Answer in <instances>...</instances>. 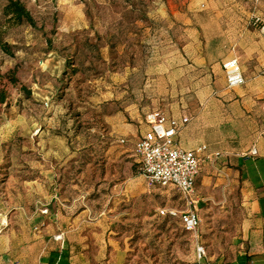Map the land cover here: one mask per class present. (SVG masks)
<instances>
[{
	"label": "rangeland",
	"instance_id": "rangeland-1",
	"mask_svg": "<svg viewBox=\"0 0 264 264\" xmlns=\"http://www.w3.org/2000/svg\"><path fill=\"white\" fill-rule=\"evenodd\" d=\"M22 1L36 26L12 24L0 0V39L12 51L0 48L3 229L27 193L20 181H49L53 170L57 184L43 183L37 195L57 192L66 210H87L102 243L124 250V264L195 263L194 233L160 214L186 200L148 182L135 142L151 110L192 118L209 103L220 118L226 73L220 65L193 69L190 55L235 57L243 44L261 47L264 0ZM213 211L228 212L214 220ZM240 212L237 204L215 206L197 232L213 228L204 238L230 241Z\"/></svg>",
	"mask_w": 264,
	"mask_h": 264
},
{
	"label": "crops",
	"instance_id": "crops-1",
	"mask_svg": "<svg viewBox=\"0 0 264 264\" xmlns=\"http://www.w3.org/2000/svg\"><path fill=\"white\" fill-rule=\"evenodd\" d=\"M243 46L244 52L235 57L190 55L194 58L193 69L212 67L217 70L219 65L223 68V64L233 58L241 64L245 83L233 88L227 85L220 118L214 110H207L209 103L204 113H195L192 118L164 112L169 117L190 118L176 135L179 146L195 149L206 145L189 205L197 212L201 223L215 206L226 208L237 204L241 207V224L230 241L204 238L213 228L201 229L202 236L194 233L193 264H199V244L207 251L203 261L210 264H264V38L259 48L256 44ZM152 111L160 110L148 111L146 123ZM149 128L147 123L136 142ZM254 149L256 154H253ZM44 171L48 173L47 170L40 172ZM52 172L49 181L43 180L41 175L20 181L27 193L23 201L13 205L16 210L10 224L0 232V264H124V250L111 241L110 250L108 243H102V231L96 227L97 223L87 220V210L78 213L66 210L57 192L45 199L37 195V189L46 186L43 183L48 182L49 188L57 184L56 173ZM186 207L184 202L179 209ZM227 212H214L212 218L217 220Z\"/></svg>",
	"mask_w": 264,
	"mask_h": 264
},
{
	"label": "built area",
	"instance_id": "built-area-1",
	"mask_svg": "<svg viewBox=\"0 0 264 264\" xmlns=\"http://www.w3.org/2000/svg\"><path fill=\"white\" fill-rule=\"evenodd\" d=\"M227 85L230 88L245 83L242 67L237 58L223 64ZM190 118L169 117L164 112L152 111L147 115L150 128L136 142L135 153L142 163L143 174L152 185L174 187L184 196L187 207L160 209L161 215L178 217L182 227L189 233H197L201 219L189 205L195 192L196 178L200 170V158L206 145L195 149H186L176 143V135L189 122ZM125 140L123 139L122 142ZM257 151L254 149L253 154ZM46 211V210H45ZM7 225L6 220L0 221V232ZM207 255L204 245H197L199 264H210L203 261Z\"/></svg>",
	"mask_w": 264,
	"mask_h": 264
},
{
	"label": "trees",
	"instance_id": "trees-1",
	"mask_svg": "<svg viewBox=\"0 0 264 264\" xmlns=\"http://www.w3.org/2000/svg\"><path fill=\"white\" fill-rule=\"evenodd\" d=\"M3 13L8 18V20L15 25L28 23L32 26H36L37 24L30 10L27 8V6L22 0H7L3 8ZM0 48L3 49L5 52H12L10 49V45L7 42L2 41L1 39ZM14 82H16V80H14ZM22 90H24L26 93H28V96H30V91L27 89L26 86L22 85ZM0 100L2 102H5L4 93L0 94Z\"/></svg>",
	"mask_w": 264,
	"mask_h": 264
}]
</instances>
